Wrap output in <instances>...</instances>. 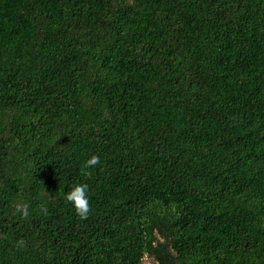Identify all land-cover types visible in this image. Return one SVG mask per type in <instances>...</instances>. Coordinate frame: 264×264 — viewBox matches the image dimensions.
Returning a JSON list of instances; mask_svg holds the SVG:
<instances>
[{
  "label": "trees",
  "instance_id": "obj_1",
  "mask_svg": "<svg viewBox=\"0 0 264 264\" xmlns=\"http://www.w3.org/2000/svg\"><path fill=\"white\" fill-rule=\"evenodd\" d=\"M146 254L264 264V0H0V264Z\"/></svg>",
  "mask_w": 264,
  "mask_h": 264
},
{
  "label": "clouds",
  "instance_id": "obj_2",
  "mask_svg": "<svg viewBox=\"0 0 264 264\" xmlns=\"http://www.w3.org/2000/svg\"><path fill=\"white\" fill-rule=\"evenodd\" d=\"M100 164V158L92 155L82 165L84 169H93ZM65 200L71 204L75 214L82 220L89 217L91 205L89 201L88 185L84 183L74 184L70 191L65 194ZM30 205L24 202H18L14 205L15 214H19L21 218L27 219L30 215ZM41 210L47 213V208L41 206ZM24 245L23 240L17 241V247Z\"/></svg>",
  "mask_w": 264,
  "mask_h": 264
},
{
  "label": "rangeland",
  "instance_id": "obj_3",
  "mask_svg": "<svg viewBox=\"0 0 264 264\" xmlns=\"http://www.w3.org/2000/svg\"><path fill=\"white\" fill-rule=\"evenodd\" d=\"M154 263H156L154 256L150 254H146L141 264H154Z\"/></svg>",
  "mask_w": 264,
  "mask_h": 264
},
{
  "label": "built area",
  "instance_id": "obj_4",
  "mask_svg": "<svg viewBox=\"0 0 264 264\" xmlns=\"http://www.w3.org/2000/svg\"><path fill=\"white\" fill-rule=\"evenodd\" d=\"M155 262H157V261L155 260Z\"/></svg>",
  "mask_w": 264,
  "mask_h": 264
}]
</instances>
